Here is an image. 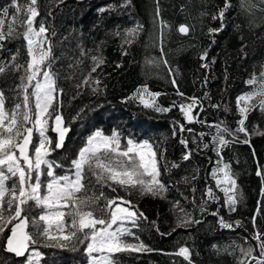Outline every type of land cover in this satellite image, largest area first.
<instances>
[{
    "label": "trees",
    "instance_id": "16d2710c",
    "mask_svg": "<svg viewBox=\"0 0 264 264\" xmlns=\"http://www.w3.org/2000/svg\"><path fill=\"white\" fill-rule=\"evenodd\" d=\"M225 2L38 0L39 16L35 26L38 28L44 21L49 30L47 35L55 57L52 70L56 73L58 88L63 89V94L58 96V111L70 127L64 147L55 150L50 157L63 166L56 169L57 174L68 172L71 161L76 159L79 149L93 132L102 130L110 136L115 129L122 138L131 137L138 142L147 140L154 146L161 164V179L170 185L161 197L142 195L138 191L125 192L120 188L113 193L107 187L96 185L94 179L89 181L93 185L91 192L98 195L103 191L109 198L120 196L130 200L136 206L134 210L146 217L132 230L153 251L117 254L118 264H188L183 257L174 254L180 247L190 250L191 264H238V260L244 258L238 250L235 256L231 254L233 246L255 248L253 235L257 230L264 233V180L257 175L264 173V111L258 107L249 111L245 121L248 135L239 133L238 141L222 150L220 167L225 163L230 166L237 186L234 211L229 209L222 191L226 185H216L217 179L223 180V173L212 175L218 157L211 143L215 128L207 124L223 122L222 127L234 132L241 118L237 98L258 90L247 81L264 73V11L259 10L264 9V4L253 0L257 7L248 14L241 9L240 0H228L231 7L225 11L223 20L212 19L224 8ZM11 4L12 0H0V12L9 9L8 17L0 16L5 19V33L15 13ZM161 22L165 25L163 28ZM137 24L143 25V31L129 45L124 42L125 30ZM180 25H185L188 32L181 33ZM209 28L222 30L210 36ZM18 30L24 31L23 28ZM124 50L127 55L122 54ZM205 50L207 59L202 61L200 56ZM17 53L16 63L26 65L28 55L22 35L3 42L0 61H10ZM93 57L97 58L96 62ZM153 58L166 60L167 64L157 66L155 62H147ZM99 59L104 63L98 65ZM93 67L95 72H92ZM22 74L23 70L0 74V91L6 97L7 110L20 102L16 99V89ZM86 79L87 84L84 83ZM172 79L185 97H197L202 101L203 110L194 108L192 114L195 116L199 111V118L207 124L187 123L179 107L160 113L145 109L138 100L126 99L147 85L150 92L161 93L157 102L163 107H169L173 101L178 105L189 103L177 95ZM95 80L101 82V91L96 94L92 91L96 87ZM239 106L243 107L244 103ZM78 113L79 117L73 120ZM174 121L191 128L192 132L181 134L177 127V135L173 137ZM201 132L208 133L203 140L197 135ZM48 135L54 147L56 138L51 128ZM181 136L188 141L187 149L180 143ZM37 138L34 141L37 142ZM225 138L233 139L227 135ZM246 139L247 143L240 142ZM205 143L209 144L206 149ZM186 151L191 152V158L184 161L182 156ZM173 164L179 166L172 167ZM11 183L9 181V186ZM208 188H212L218 200L206 195ZM214 212L219 214L213 215ZM185 213L200 223L178 227ZM28 214L38 217L41 210L31 205ZM221 217L233 227L222 228ZM6 239L7 235H0V264H26V256L20 258L5 250ZM128 242L135 243L131 238ZM35 247L42 253L41 264H88L84 245L77 251L42 244ZM225 248L228 250L224 251ZM255 255H259L258 250ZM245 264L254 262L248 257Z\"/></svg>",
    "mask_w": 264,
    "mask_h": 264
},
{
    "label": "snow or ice",
    "instance_id": "6c2138e0",
    "mask_svg": "<svg viewBox=\"0 0 264 264\" xmlns=\"http://www.w3.org/2000/svg\"><path fill=\"white\" fill-rule=\"evenodd\" d=\"M260 3L264 4V0H260ZM240 5L248 14L257 7L253 0H240ZM10 7L15 9V13L12 15V22L6 25V33L3 30L5 19L0 18V48L3 47L5 40L22 35L26 43L28 60L26 65L17 64V53L10 61H0V74L23 70L20 84L16 89V99L20 102L15 103L11 110L5 108L6 97L3 91H0V235H7L5 250L17 257L26 256V264H41L42 253L35 247L41 244L46 247L69 248L72 251H77L84 245L88 264H118L117 254L153 251L132 230L138 227L140 219L146 218L143 213L138 214L134 210L136 206L123 197L109 198L103 191L98 195L91 192L93 185L89 181L94 179L96 185L101 188L107 187L113 193L120 188L125 192L138 191L142 195L163 197L170 185H166L161 179V164L154 146L147 140L138 142L131 137L122 138L115 129L110 136L105 135L102 130H96L86 138L76 159L71 161L68 172L58 175L56 169L63 166L50 157L55 150L64 147L70 127L66 126L62 114L58 111V96L63 94V89L58 88L57 76L52 70L55 57L47 35L49 30L44 21L40 22L38 28L35 26L36 18L39 16L38 0H25L23 4H20L19 0H12ZM230 7L231 4L226 0L224 8L212 19L223 20L225 11ZM8 15V8L0 12L2 17L6 18ZM164 26L161 22V28ZM20 28L24 29L22 33L18 30ZM221 30L222 28H209L208 34L211 36ZM142 31L143 25L140 24L126 29L124 42L130 45ZM179 31L187 33L188 28L180 25ZM116 35L119 36L120 33L117 32ZM161 52L163 53V48ZM122 54L127 55V51L124 50ZM207 55L205 50L200 59L206 60ZM93 61L96 62L97 58L93 57ZM147 62H155L157 66L160 63L167 64L166 60L156 61L155 58ZM103 63V59L98 60V65ZM202 67L207 68L208 65L202 64ZM95 71L96 68L93 67L92 72ZM84 83L87 84L88 80L86 79ZM94 83L96 87H93L92 91L96 94L101 91L99 87L101 82L95 80ZM171 83L176 87L177 95L189 100V103L178 105L173 101L169 107H163L157 102V97L161 93L150 92L147 85L138 88L133 96L126 99L138 100L145 109L160 113H167L179 107L187 123L207 124L199 118V111L195 116L192 114L194 108L199 107L200 111L203 110L202 101L197 97H185L184 93L179 91L175 79H172ZM247 83L258 90L237 98L241 118L237 121L235 131L229 130L226 126L222 127L223 122L207 124L209 128H215V133L211 135V143L218 157L212 175L215 176L217 172L223 173V180L217 179L216 185L217 187L226 185L222 191L231 211L235 210L237 203L235 198L237 194L234 192L237 186L230 166L225 163L220 167L223 162L222 150L229 143L237 142L239 133L248 135L245 121L249 111L257 107L264 111V73H261L259 78L253 77ZM205 95L207 96V93ZM241 102L244 103L243 107L239 106ZM213 107L219 108V105ZM79 115L80 113L73 117V120ZM177 127L181 134L184 131L192 132L191 128L174 121L173 137L177 135ZM50 128L56 134L54 147L48 135ZM197 135L203 140L208 133L201 132ZM226 135L232 136L233 139L231 141L226 139ZM34 136L38 137V142L34 141ZM240 142L247 143L248 140ZM180 143L187 149L188 141L183 136ZM203 147L206 149L209 144L205 143ZM190 158V151H186L182 156L184 161ZM257 175L264 180V173L258 172ZM9 181L12 182L11 186ZM206 195L212 200L219 199L212 188L207 189ZM125 204L127 207L123 206ZM31 205L41 210L38 217L29 216ZM201 211H204L203 205ZM194 223L198 224L200 221L190 219V214L185 213L180 218L178 227H188ZM253 225L255 227V217ZM220 226L225 229L233 227L222 217ZM129 238L135 243L128 242ZM252 239L256 241L255 248L233 246L231 254L235 256L238 250L240 257L244 258L238 260V264H245L248 257H251L254 264H264V233L257 230ZM257 250L258 256L255 255ZM174 254L191 264L190 250L187 247H180Z\"/></svg>",
    "mask_w": 264,
    "mask_h": 264
},
{
    "label": "water",
    "instance_id": "95a60500",
    "mask_svg": "<svg viewBox=\"0 0 264 264\" xmlns=\"http://www.w3.org/2000/svg\"><path fill=\"white\" fill-rule=\"evenodd\" d=\"M182 33V32H181ZM55 134V133H54ZM56 135V134H55ZM67 138V137H66ZM65 141H66V139H65ZM10 234V233H9ZM9 253H11L12 255H15L14 253H12V252H9ZM16 256V255H15ZM25 257V256H24ZM20 258H23V257H20Z\"/></svg>",
    "mask_w": 264,
    "mask_h": 264
},
{
    "label": "rangeland",
    "instance_id": "374dc122",
    "mask_svg": "<svg viewBox=\"0 0 264 264\" xmlns=\"http://www.w3.org/2000/svg\"><path fill=\"white\" fill-rule=\"evenodd\" d=\"M34 138H35V136H34ZM55 138H56V135H55ZM37 142H38V138H37ZM124 206V205H123ZM126 207V206H125Z\"/></svg>",
    "mask_w": 264,
    "mask_h": 264
}]
</instances>
